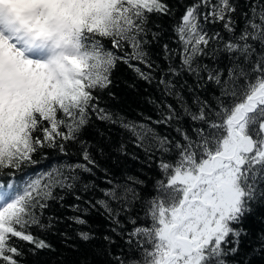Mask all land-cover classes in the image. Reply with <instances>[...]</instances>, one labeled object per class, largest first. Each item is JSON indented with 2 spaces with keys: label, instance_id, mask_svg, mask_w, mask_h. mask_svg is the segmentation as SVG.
Masks as SVG:
<instances>
[{
  "label": "snow or ice",
  "instance_id": "1",
  "mask_svg": "<svg viewBox=\"0 0 264 264\" xmlns=\"http://www.w3.org/2000/svg\"><path fill=\"white\" fill-rule=\"evenodd\" d=\"M121 64L154 115L109 103ZM129 142L158 177L106 165L139 160ZM49 151L61 162L30 172ZM257 205L264 0H0V264L55 252L52 236L90 249L80 264H233Z\"/></svg>",
  "mask_w": 264,
  "mask_h": 264
},
{
  "label": "trees",
  "instance_id": "2",
  "mask_svg": "<svg viewBox=\"0 0 264 264\" xmlns=\"http://www.w3.org/2000/svg\"><path fill=\"white\" fill-rule=\"evenodd\" d=\"M114 80L115 86L112 91L116 93L118 99L116 101H109L113 107L132 120L142 119L139 115L140 113L154 115L152 106L149 105L145 99L149 95H157L154 89L150 88L142 81H137L134 73L123 64L115 71ZM131 83L136 84L135 89L128 87ZM160 131H164V129L161 128ZM121 138L125 141H129L130 139L128 134L122 133L119 130H113V139L119 142ZM128 150L130 153L138 156L139 160L120 156L115 164H113L112 160H108L106 161V165L113 167L118 176L128 173L141 175L142 178L158 177L159 173L154 164L151 167L146 166L145 155L140 149L133 147L129 142ZM61 160L62 157L59 154L54 151H49L47 153V159L42 160L40 164L34 166L30 172L39 173L47 170L51 166L61 162ZM150 189L151 181H149L148 189L144 190V194H149ZM69 200H71V198H69ZM90 223L98 228H102L105 222L102 217L95 215L90 220ZM246 227L250 233L253 234V243H246L243 246L241 254L235 258L233 264H264V255H250L252 247L258 246L255 241L264 233V206H256L254 214L246 222ZM50 239L57 250L55 252H42L38 256L28 255L25 257V264H80L85 258L90 260L94 259L92 251L84 246H81L78 252L72 251L65 248L59 238L52 236Z\"/></svg>",
  "mask_w": 264,
  "mask_h": 264
}]
</instances>
